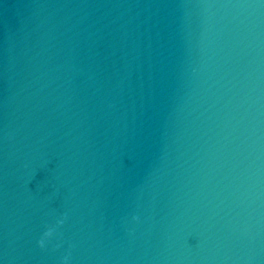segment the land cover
Masks as SVG:
<instances>
[{"label": "water", "instance_id": "water-1", "mask_svg": "<svg viewBox=\"0 0 264 264\" xmlns=\"http://www.w3.org/2000/svg\"><path fill=\"white\" fill-rule=\"evenodd\" d=\"M65 256L264 264V0H0V264Z\"/></svg>", "mask_w": 264, "mask_h": 264}, {"label": "clouds", "instance_id": "clouds-1", "mask_svg": "<svg viewBox=\"0 0 264 264\" xmlns=\"http://www.w3.org/2000/svg\"><path fill=\"white\" fill-rule=\"evenodd\" d=\"M62 223H63V221L60 220L57 222V225L59 226ZM54 234H56V228H52V227L48 228V230L43 234V237L38 241L39 247L44 248L46 241L50 240V238H52L54 236ZM68 260H69V257L65 256L63 258V264H68Z\"/></svg>", "mask_w": 264, "mask_h": 264}]
</instances>
